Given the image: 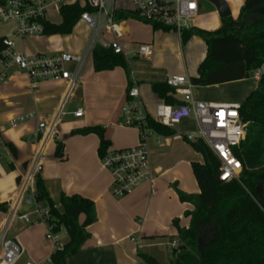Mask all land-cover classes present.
<instances>
[{"label": "crops", "instance_id": "crops-1", "mask_svg": "<svg viewBox=\"0 0 264 264\" xmlns=\"http://www.w3.org/2000/svg\"><path fill=\"white\" fill-rule=\"evenodd\" d=\"M224 1L230 10V17L237 20L246 0ZM76 3L82 8L85 7L84 0H66L65 5ZM119 3L118 10H133V0H120ZM53 7L56 6L48 8L46 21L61 24L62 18L58 23L51 22L48 18V11ZM198 9V15L191 22L190 28L215 31L221 27L223 18L209 1L199 0ZM137 20L119 22L123 30L120 43L125 51L130 75L133 74L138 80L145 111L147 115L154 116L155 108L160 101L152 93L151 84L165 82L167 78L173 76H185L189 79L195 77L198 66L205 58L206 45L199 38H192L187 44L182 45L180 34L155 31L151 25ZM75 26L88 27L81 21ZM6 37L9 38L0 34V38ZM72 37L73 30L66 36L19 39L18 43L13 39L17 46L22 47L21 52L24 51L30 56L69 54L84 58L79 83L64 110L66 113L67 109H70L67 116L72 119L66 123L61 121L59 125L60 142L64 144V157L63 159L56 157L58 143H51L43 159V170L40 174L49 196L57 204L58 209L62 193L67 196L80 195L94 202L96 206L98 221L87 229L91 239L75 256L69 258L67 263L134 264L137 248L130 241V237L137 234L146 242L142 241L141 253L160 263L161 254L157 247L172 248L174 241L179 243L178 229L174 221H178L180 228L190 226V217H186L185 212L192 211L193 206L182 202L177 190L186 194L200 193L195 177L194 181H191L186 174L174 173L170 176V172L177 167L187 165L192 172V163L204 162L203 157L197 153L199 162H192L186 148L187 142L184 140L188 133L196 130L195 123L192 120L184 121L178 129L181 134L172 137L149 133L146 145L150 170L154 177L153 183H144L130 195L121 199L115 198L111 192L112 177L103 167L98 154L99 138L94 134L83 136L72 133L84 128L101 126L105 129L106 140L111 143L109 149L124 150L138 146L141 132L133 128L137 131L136 138L128 140L124 135L130 131V127L120 125V112L126 103L130 78L122 68L95 72L92 60L94 47L88 52L94 40L84 51L88 41L85 40L81 46L76 47L67 42L68 38ZM105 38L113 40L111 35ZM139 45L151 46L152 56L149 60L135 57L134 53ZM141 60L149 63L144 69L139 68ZM70 67L75 68L74 65ZM258 72L264 74V67ZM3 74L6 78L1 81ZM258 81L259 78L254 77L222 85L194 87L197 92L196 94L193 92V96L195 100L205 103L241 105L257 88ZM66 89L67 83L64 81H42L32 86L24 72L18 69L6 70L0 61V204H8L7 212H0V230L11 212L12 202L18 196L21 177L26 174L37 152L39 124L49 121L55 115ZM78 110L84 113L81 118H75L73 115ZM31 112L37 114L36 119L23 122L15 128L10 126L11 121ZM9 145L15 152L10 150ZM21 213L28 212L22 208ZM30 219V223L16 220L9 232V237L16 240L22 249L16 264L47 263L55 252L56 244L46 239L47 229L43 222L40 223L38 219L32 220V217ZM80 221H83V217ZM65 235L64 240L59 239V244L67 243L66 231ZM173 250L172 248L167 255L169 263Z\"/></svg>", "mask_w": 264, "mask_h": 264}, {"label": "trees", "instance_id": "trees-1", "mask_svg": "<svg viewBox=\"0 0 264 264\" xmlns=\"http://www.w3.org/2000/svg\"><path fill=\"white\" fill-rule=\"evenodd\" d=\"M6 0H0V6ZM92 12L78 3L62 5L59 13L61 24L43 21L44 35L66 36L72 33L80 16ZM116 21L137 19L134 10H117ZM155 31L175 32L162 26L153 25ZM182 45L192 38H199L206 45V55L197 69V75L190 79L194 87H210L254 78L264 67V0H246L237 20L223 18L222 25L215 31L198 28L184 29L180 33ZM0 38V56L4 50ZM94 71L97 73L125 70L130 71L124 55L115 54L113 49L96 44L92 50ZM253 74V76H252ZM130 83L128 85V89ZM127 89V90H128ZM152 93L160 103L176 106L181 99L166 84L152 83ZM240 118L247 125L245 140L234 149V155L243 165L238 180L228 183L220 180L221 163L213 152L200 140L190 142L195 153L203 157V164L192 163V172L199 185L200 193L186 194L177 190L182 202L193 206L185 212L190 217V226L180 228L178 221V246L171 253L170 264H264V74H261L257 88L240 105ZM142 133L172 137L176 129L159 124L155 117L147 115ZM96 135L100 140L98 154L103 157L110 148L101 126L77 130L72 135ZM10 150L14 148L9 145ZM56 157L63 159L64 144L58 143ZM35 200L49 210L48 223L59 234L65 229L68 241L62 250H56L51 264H68L91 239L88 227L98 221L94 202L80 195L61 194L60 209L49 196L45 181L37 176ZM6 203L0 204V212H7ZM83 217V221L80 219ZM139 257L146 264L158 262L144 253Z\"/></svg>", "mask_w": 264, "mask_h": 264}, {"label": "built area", "instance_id": "built-area-1", "mask_svg": "<svg viewBox=\"0 0 264 264\" xmlns=\"http://www.w3.org/2000/svg\"><path fill=\"white\" fill-rule=\"evenodd\" d=\"M117 0H84L85 7L92 12H84L79 21L95 30L93 45L100 44L105 48L113 49L115 54L125 56V51L120 43L123 30L116 21ZM199 0H133V10L136 18L148 25H157L174 30L180 34L182 30L189 29L191 22L198 15ZM66 0H6L0 6V22L14 24V35L22 40L26 38L44 37L43 21L51 6H62ZM111 35L109 41L105 36ZM4 50L0 61L6 70L18 69L30 79L31 85L36 86L42 81H64L67 83L65 96L55 115L49 120L39 124L37 152L26 174L19 182V193L12 202L11 212L0 230V264H16L22 254L18 242L9 237L10 229L16 220L25 223L31 222V214L37 215L38 220L46 226V239L56 244V250H62L58 234L54 232L53 225L49 224V210L35 200V181L43 170V159L51 143L61 141L59 125L65 113V106L74 89L79 83L81 68L84 58L77 55H27L18 51L15 41L10 38L3 39ZM90 47L89 51L94 47ZM135 57L149 60L152 48L149 45H139L134 53ZM74 65V69L70 66ZM261 73H255V78H260ZM6 75L1 76V81ZM166 84L181 98L182 104L171 106L159 103L156 106L155 120L167 127L176 128L184 121L192 120L196 130L186 135L188 141L200 140L213 152L221 163L220 180L228 183L238 180L243 172V165L234 155V149L245 140L247 125L240 118L238 104H211L194 99L190 79L185 76H173L166 79ZM130 87L127 90L126 103L120 112V125L137 128L146 124L147 113L141 100L138 89V80L132 74ZM83 111L73 113L75 118H81ZM37 118L35 112L21 115L10 122L12 128L28 120ZM150 134L142 133L138 146L124 150L108 149L101 158L103 167L112 177V195L121 199L138 189L144 183L152 184L154 177L150 170V158L146 140ZM27 204L34 209L33 213H21L22 205ZM136 245L137 255L134 264H146L139 252L143 249L141 240L130 237ZM176 241L172 248H177ZM44 264H51L50 261Z\"/></svg>", "mask_w": 264, "mask_h": 264}, {"label": "rangeland", "instance_id": "rangeland-1", "mask_svg": "<svg viewBox=\"0 0 264 264\" xmlns=\"http://www.w3.org/2000/svg\"><path fill=\"white\" fill-rule=\"evenodd\" d=\"M120 0H118L116 2V5H115V8L118 10L119 8V3ZM59 6H56V7H53V8H50L49 9V14H48V18L51 22H54V23H58L60 22L61 20V16L59 14ZM137 20V19H136ZM139 21V20H137ZM76 27V26H75ZM73 28V37L72 38H68L67 42H69L70 44H72L73 46H81L85 40L88 41V44H86L87 46L84 48V51L88 48V46L91 44V42L95 39V30L91 27H86V26H82L80 28ZM0 34L1 36H9L10 39H14L17 43L19 42V39L14 35V24L12 23H2L0 22ZM47 37V36H46ZM41 38H44V37H41ZM41 38H35V39H41ZM18 51H21L22 50V47L21 46H17L16 48ZM184 54V53H183ZM184 60L185 62L187 63V58L185 57V54H184ZM180 62V61H179ZM183 62V61H182ZM139 68H143L145 66H148V62L146 61H139ZM188 65V63H187ZM230 90L234 89V88H229ZM197 89H193V92L194 94H196V91ZM214 93V92H213ZM70 110L69 108L67 109V111ZM67 111H66V114L64 116H62V121H64L65 123L66 122H69L72 117H70L69 115L67 116ZM155 117L156 116V108H155V111H154V114H153ZM177 128V134H181V131L178 130L179 129V125L176 126ZM175 129V128H174ZM136 129H131L130 128V131L127 132L124 136L128 139V140H132L134 138H136V135H137V131H135ZM183 141V139H182ZM186 143V142H185ZM186 148H187V151L189 152L190 156H191V160L192 162H199V156L192 150L191 146L189 143H186ZM171 166V165H170ZM174 173H177V174H181V175H187V178L190 177V180L191 181H194V176H193V173L191 172V168L188 167L187 165H183L181 167H177L175 168L174 170H172L170 172V176H172ZM22 208L28 212V213H33L34 209H32V207H29L27 204H23L22 205ZM164 211H167V210H164ZM31 217H32V220H37L38 219V216L37 215H34V214H31ZM39 221V220H38ZM38 223V222H37ZM42 223V222H40ZM61 235L59 237L60 241L64 240V238L66 237L65 235V229H62L61 230ZM135 238H138L139 240H141V242H145L144 239H141V236L140 235H134ZM146 243V242H145ZM155 244L158 243V242H154ZM157 250L160 252V263L158 264H170L168 262V253L171 252L172 248L170 246L168 247H157Z\"/></svg>", "mask_w": 264, "mask_h": 264}, {"label": "water", "instance_id": "water-1", "mask_svg": "<svg viewBox=\"0 0 264 264\" xmlns=\"http://www.w3.org/2000/svg\"><path fill=\"white\" fill-rule=\"evenodd\" d=\"M207 1H209L218 10L221 18L230 17V10L224 0H207Z\"/></svg>", "mask_w": 264, "mask_h": 264}]
</instances>
